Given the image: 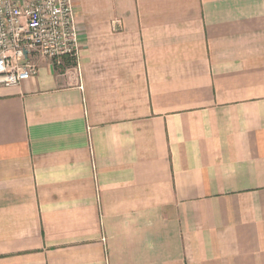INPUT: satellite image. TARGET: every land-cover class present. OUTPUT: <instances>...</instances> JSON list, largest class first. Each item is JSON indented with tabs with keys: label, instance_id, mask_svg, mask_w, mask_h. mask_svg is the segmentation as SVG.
Segmentation results:
<instances>
[{
	"label": "crops",
	"instance_id": "1",
	"mask_svg": "<svg viewBox=\"0 0 264 264\" xmlns=\"http://www.w3.org/2000/svg\"><path fill=\"white\" fill-rule=\"evenodd\" d=\"M75 10L0 87V264H264V0Z\"/></svg>",
	"mask_w": 264,
	"mask_h": 264
},
{
	"label": "built area",
	"instance_id": "2",
	"mask_svg": "<svg viewBox=\"0 0 264 264\" xmlns=\"http://www.w3.org/2000/svg\"><path fill=\"white\" fill-rule=\"evenodd\" d=\"M78 38L75 0H0V87L31 79L40 61L76 62Z\"/></svg>",
	"mask_w": 264,
	"mask_h": 264
}]
</instances>
